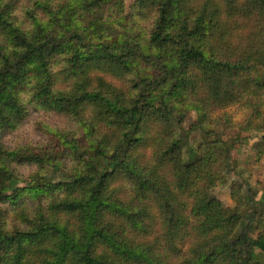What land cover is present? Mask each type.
<instances>
[{
  "label": "trees",
  "instance_id": "1",
  "mask_svg": "<svg viewBox=\"0 0 264 264\" xmlns=\"http://www.w3.org/2000/svg\"><path fill=\"white\" fill-rule=\"evenodd\" d=\"M242 32L264 36V0H0V264H264V239L232 254L243 216L195 187L172 111L196 114L202 168L232 154V114L192 98L204 83L224 79V108L264 132V103L245 102L264 58L225 51ZM57 148L65 181L23 155Z\"/></svg>",
  "mask_w": 264,
  "mask_h": 264
},
{
  "label": "rangeland",
  "instance_id": "2",
  "mask_svg": "<svg viewBox=\"0 0 264 264\" xmlns=\"http://www.w3.org/2000/svg\"><path fill=\"white\" fill-rule=\"evenodd\" d=\"M237 40L226 46L225 51L235 58H245L251 54L264 58V36L249 39L247 33H241ZM235 38V39H236ZM219 90H212V85L204 83L201 89L192 94L195 102L204 107L211 108L212 113L219 117L225 113L232 114L226 124V132L223 133L226 146L232 154L229 169L223 171V155L216 157L208 167H201L203 161L198 159L197 151L200 143L207 140L206 133L197 126L196 114L190 108L172 107L174 123L178 130V138L184 147V160L189 164L194 174L195 187L207 188L211 194L221 199L232 213L241 214L243 223L240 230L235 234L236 242L233 247V255L245 261V254L239 241L242 238L264 239V132H256L253 126L244 122L237 108H224L223 89L224 79ZM245 102L250 105L264 103V96L247 97ZM62 150L60 148L46 154H32L24 151L25 158L36 157L46 163L48 168L47 179L53 182L68 180L64 171L58 165ZM107 158L105 167L110 168L112 159ZM104 173V168H103ZM240 187V194H244L245 205L241 207L239 200L233 198V185ZM27 185L26 182H12L8 191L10 196H15L18 191ZM23 195L34 196L42 193V189H29L22 191ZM255 209L263 213V221L258 231L246 233L247 224Z\"/></svg>",
  "mask_w": 264,
  "mask_h": 264
}]
</instances>
